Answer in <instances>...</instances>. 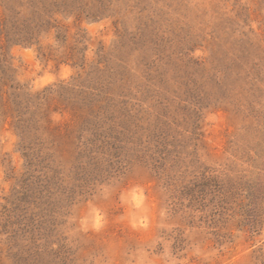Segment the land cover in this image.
<instances>
[{
  "label": "rangeland",
  "instance_id": "rangeland-1",
  "mask_svg": "<svg viewBox=\"0 0 264 264\" xmlns=\"http://www.w3.org/2000/svg\"><path fill=\"white\" fill-rule=\"evenodd\" d=\"M0 264H264V0H0Z\"/></svg>",
  "mask_w": 264,
  "mask_h": 264
},
{
  "label": "trees",
  "instance_id": "trees-1",
  "mask_svg": "<svg viewBox=\"0 0 264 264\" xmlns=\"http://www.w3.org/2000/svg\"><path fill=\"white\" fill-rule=\"evenodd\" d=\"M81 134H82V133H81ZM254 218H255V219H252V220H251V221H252V223H253L254 221H256V219H257L256 217H254Z\"/></svg>",
  "mask_w": 264,
  "mask_h": 264
}]
</instances>
